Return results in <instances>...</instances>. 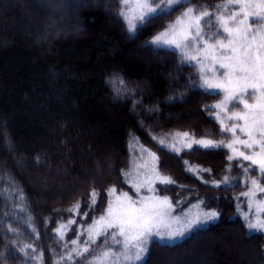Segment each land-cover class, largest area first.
<instances>
[{"label":"trees","instance_id":"trees-1","mask_svg":"<svg viewBox=\"0 0 264 264\" xmlns=\"http://www.w3.org/2000/svg\"><path fill=\"white\" fill-rule=\"evenodd\" d=\"M221 3L188 6L215 10ZM119 4L0 0V264H58L64 245L71 248L77 233L105 213L109 189L133 193L132 177L148 161L142 149L155 152L175 181L158 193L177 212L199 205L219 214L179 240H153L147 264H264V233L250 231L242 216L247 176L240 164L248 163L230 162L225 148L160 152L158 140L171 143L177 133L229 136L212 109L223 94L201 87L198 66L178 51L151 43L186 8L130 34ZM77 204L79 213L70 212ZM70 219L76 223L62 229L61 241L56 230Z\"/></svg>","mask_w":264,"mask_h":264},{"label":"snow or ice","instance_id":"snow-or-ice-1","mask_svg":"<svg viewBox=\"0 0 264 264\" xmlns=\"http://www.w3.org/2000/svg\"><path fill=\"white\" fill-rule=\"evenodd\" d=\"M189 3L190 0H120L118 5L119 19L130 34L186 8L151 43L178 51L182 61L199 66L201 87L223 93V99L212 109L216 110L219 131L229 134L227 140L195 139L188 132L177 133L171 137V143L158 140L160 152L179 155L182 150H193L194 146L205 150L225 148L230 152V162H248L240 164L247 176L246 190L241 193L247 211L242 216L250 231L264 233V0H226L216 5L215 10L205 5L189 7ZM142 152L149 158L138 165L144 169V179H138L137 173L130 183L138 198L133 199L127 192L117 195L114 187L109 189L107 195L112 199L105 213L77 233L70 241L71 248L64 245L68 251L58 264H77L81 260L84 264H147L153 238L172 241L219 218L216 211H200L199 205H194L198 209L195 213L185 212L183 218L173 216L172 200L156 194L154 185H171L175 181L160 172L155 152L148 149ZM257 172L258 178L253 179ZM224 182H228L227 177ZM214 186L220 187L218 183ZM141 189L150 195H141ZM97 197L98 193L93 191V206ZM79 207L77 204L69 211L77 214ZM19 210L24 211L23 207ZM75 223L70 219L67 225L57 228L59 240L63 241L66 235L62 229ZM80 236L85 239L81 241ZM101 238L104 247L95 252L93 246L99 248L97 241ZM29 247L20 248L25 257ZM31 252L35 254L36 249L31 248ZM26 264H29L27 260Z\"/></svg>","mask_w":264,"mask_h":264},{"label":"rangeland","instance_id":"rangeland-1","mask_svg":"<svg viewBox=\"0 0 264 264\" xmlns=\"http://www.w3.org/2000/svg\"><path fill=\"white\" fill-rule=\"evenodd\" d=\"M154 46H155V45H154ZM155 47H157V46H155ZM157 48H166V47H157ZM168 49H170V48H168ZM198 68H199V66H198ZM218 71H222V70H218ZM208 91L218 92V90H208ZM222 94H223V93H222ZM222 99H223V97H222ZM241 107H242V106H241ZM147 160H149L148 157H147ZM245 163H248V162H245ZM159 170H160V172H161L163 175L167 176L165 173H163V172L161 171V169H160V165H159ZM168 177H169V176H168ZM138 179H140V180H143V179H144V169H142V168H141V172L139 173ZM160 186H162V185L159 184V183H157V184L154 185V187H155L156 190H157L156 194H158V195H160V194L158 193V190H159ZM164 186H167V185H164ZM132 191H133V193H130V195H129V194H128V195H129V196H132L133 199H137L138 197H137V195H136L135 190L132 189ZM141 195H150V193H147V191H146L145 189H141ZM262 195H264V194H262ZM160 196H162V195H160ZM196 211H198V209H196L195 207L190 208V209L187 208V209L181 211L180 213L177 212L176 209H175V211H174V213H173V216H180V217L183 218V214H184L185 212H192V213H195ZM174 227H179V225H174ZM193 229H195V228H193ZM193 229H192V230H193ZM190 231H191V230H190ZM186 233H187V232H186ZM186 233H185V234H186ZM185 234H184V235H185ZM181 237H182V236H178V237H176V238H175L174 240H172V241L179 240V239H181ZM153 240H159V239H158V238H153Z\"/></svg>","mask_w":264,"mask_h":264}]
</instances>
